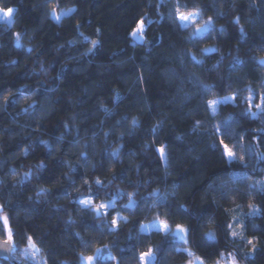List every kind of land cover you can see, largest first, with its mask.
<instances>
[{"label":"trees","instance_id":"trees-1","mask_svg":"<svg viewBox=\"0 0 264 264\" xmlns=\"http://www.w3.org/2000/svg\"><path fill=\"white\" fill-rule=\"evenodd\" d=\"M177 5L200 9L198 24L212 17L214 30L190 42L194 28L170 15ZM0 7L17 9L13 23L0 21V215L9 218L17 249L0 264H87L95 254L93 264H140L149 250L158 264H183L190 255L177 248L208 262L233 254L264 264L257 184L264 182V132L257 131L264 114L247 115L264 95V0H0ZM62 8L74 11L57 21L53 10ZM142 18L144 35L133 38ZM203 85L212 91L204 95ZM230 94L235 101L213 113L207 101ZM229 116L231 136L215 127ZM222 137L243 161L228 164ZM149 193L167 195V205L154 208ZM89 198L113 206L98 216L79 202ZM130 198L137 208L125 207ZM249 205L259 213L250 216ZM158 219L190 227L189 242L139 227ZM3 228L0 222L5 238ZM210 232L215 241L205 239ZM29 236L41 260L23 255Z\"/></svg>","mask_w":264,"mask_h":264},{"label":"snow or ice","instance_id":"snow-or-ice-1","mask_svg":"<svg viewBox=\"0 0 264 264\" xmlns=\"http://www.w3.org/2000/svg\"><path fill=\"white\" fill-rule=\"evenodd\" d=\"M14 9L13 8H8L6 10V12H3V10H0V12H3V15H0V19L3 20H10V18L12 17L13 13H14ZM68 12H73L74 9H68ZM174 17V19L178 22L179 27L187 29L189 27H193L194 31L192 32L191 36L188 37V40L190 42H192L193 44L198 42V39L200 37L205 36V34L210 33L212 30H214V25H213V19L212 17H209L208 20L204 21L202 24H198L197 18L202 19V12L200 9H195L193 11H181L179 5H177L174 13L170 14ZM150 19V18H149ZM56 20L59 21L60 20V16L56 15ZM236 23H239V17L236 18ZM145 21L142 18L138 23L136 28L131 32V36L133 38H142L145 32ZM241 35H243V29L241 28ZM16 41L19 42L20 40V33H16V37H15ZM97 46V42H93V48H95ZM91 51V49L89 50ZM213 51V49L210 48H205L203 49L204 53H208ZM188 55H191L190 53H188ZM191 59L197 63V64H202L203 61L201 60H197L195 56H191ZM261 87L264 88V82L261 83ZM212 91V86L210 85H203L202 86V93L204 95H207L209 92ZM232 100L235 101V97H224L223 100L224 101H228V100ZM260 99V103L259 104H255V107L259 110L258 112H252L250 109L247 112V115L249 117H251L252 119H258L260 118L261 114H264V95H260L259 96ZM248 102L249 104L252 103V97L248 98ZM221 103L220 100H208L207 101V105L211 108L213 113H216L217 111V107L218 105ZM236 121L233 119V117L229 116L225 121L222 122V124L216 125V130L217 132L220 131L221 128L224 129V135L227 136H231V128H232V124L235 123ZM135 124V121H134ZM257 131L259 132H264V128L258 129ZM153 132H156V129H153ZM45 144H47V141H44ZM219 144L222 146V156L227 157V162L228 164L231 166L233 163L237 162V161H243V157L242 156H237V153L235 151H233V149L231 147H229V145L227 143H225V140L223 139V137L220 139ZM241 147H243L241 145ZM158 152L160 154L161 159H165L166 160V153H165V149L164 147H160L158 149ZM28 154V149H25V155ZM246 166V165H244ZM44 165L40 164L38 166V168H43ZM33 175L32 173H28L26 174V176H31ZM231 175V174H230ZM247 178V174H241L240 176L237 177V179H246ZM96 183L98 185H102V182L100 180H97ZM258 185H260V190L264 191V182H257ZM253 188L256 187V185L252 186ZM224 195H227V193H224ZM149 196H151L154 200L158 201L157 204L153 205V207H158L161 204L167 205V201H168V197L167 195H162V196H155L153 193H149ZM81 204L85 205L86 207H90L92 208L96 215H101L102 210H106L109 209L110 207L113 206V202H109V203H100V204H94L93 200L91 198L89 199H84L79 201ZM125 207L127 208H137L138 204L136 201H133L131 198L129 199V203L128 205H126ZM168 207H171V205H168ZM184 206H181V208H183ZM249 207L251 208V211L249 213L250 216H255L259 213L260 209L253 206V205H249ZM0 209H2V205H0ZM105 215L107 214L106 212L104 213ZM122 217H120L119 213H117V216L115 218L112 219L111 221V225L114 227H119L118 225V220L121 219ZM123 219H127L126 217H123ZM233 221L234 224L236 225V227H238L241 231H243L245 229V225L244 223L236 218L233 217ZM0 222H2L4 228H3V235H4V239L0 240V248H4L6 249L8 252L11 253H15L17 251L16 247H15V233L13 232L11 226L9 225V218L7 216H3L0 215ZM140 229L142 231H148L150 232L152 229H155L156 232H161L165 235V237L167 239H170L174 244L175 242H182V243H188L189 242V237L191 235V228L188 226H185L183 224H176L175 228H173L166 220H157L156 222L150 224V225H144V224H140L139 225ZM226 227L230 230V235L232 237H237L240 235V233H238L236 230L233 229V225L229 224L226 225ZM205 239L207 241H215L216 237L214 233H207L205 236ZM256 237H251L247 239V243L249 245H251V254H254L257 251V247H256V243H255ZM27 241H28V245L29 247L33 250L32 255L33 257L35 256V252L38 251L37 246L35 244V242L33 241L32 237H27ZM82 244L84 247H87L88 244L85 241H82ZM176 251H188L187 249H182V248H177L175 249ZM97 251H99V249H97ZM24 255H28V249H24L23 250ZM192 253L189 252V255H191ZM231 257V264H238V260L235 256H232L231 254H229ZM85 261L87 262V264H93V262L96 260L95 256H87L84 258ZM138 261L140 262V264H158L157 262V258L155 255L154 250H149V251H145V252H141L138 255ZM46 264V261H45ZM189 264H191V261L189 262ZM201 264H203V261H201ZM217 264H221L220 261H217Z\"/></svg>","mask_w":264,"mask_h":264},{"label":"rangeland","instance_id":"rangeland-1","mask_svg":"<svg viewBox=\"0 0 264 264\" xmlns=\"http://www.w3.org/2000/svg\"><path fill=\"white\" fill-rule=\"evenodd\" d=\"M9 8H13L15 10L14 13H13V15H12V17L10 18V20L6 21V20H3V19H0V21L7 22V23H13L14 22V20H15L14 17H15L16 10L17 9L14 8V7H9ZM7 9H4V8L0 7V10H3V12H6ZM68 9H72V8L54 9L53 10V17L56 18V15H59L60 16V20H61L62 19V15L65 14V13H68V11H67ZM3 12H0V15H3ZM233 96H234L233 94H230V95L225 96V97H233ZM223 98L224 97H220L219 99H216V100H220L222 102V101H224ZM230 100H228V101H230ZM156 221L157 220L151 221L149 223H144V225H150V224H152V223H154ZM173 228H175V227H173ZM235 229L240 230L238 227L237 228L235 227ZM26 248L28 249V253H29L28 255H24V253H23V255L26 258H30L31 257V258H35V259H40L41 260L42 253H41V250L39 248H37L38 251L35 252V256L34 257L32 255L33 250L29 246L26 247ZM26 248H23V250L26 249ZM187 250H188V253L191 252L192 254L190 255V258L187 261L183 262V264H189L190 261H191V264H201V261H203V264H217V261H220L221 264H231V257H230V255L223 256L222 258L217 259L214 262H208L206 259H204L200 255H198L196 253H193L191 249L188 248ZM231 255L234 256L233 254H231ZM92 256H95L97 258L96 254L95 255H92ZM95 261L93 263H95ZM84 263H87L85 261V259H84ZM238 264H243V263H241V262L238 261Z\"/></svg>","mask_w":264,"mask_h":264},{"label":"water","instance_id":"water-1","mask_svg":"<svg viewBox=\"0 0 264 264\" xmlns=\"http://www.w3.org/2000/svg\"><path fill=\"white\" fill-rule=\"evenodd\" d=\"M4 238L0 237V240H3ZM107 251V249L103 252V254ZM0 257H5L9 260H14V253L8 252L4 248H0Z\"/></svg>","mask_w":264,"mask_h":264}]
</instances>
